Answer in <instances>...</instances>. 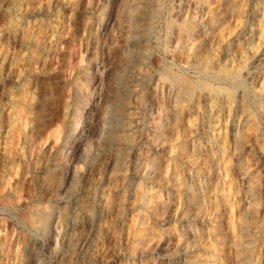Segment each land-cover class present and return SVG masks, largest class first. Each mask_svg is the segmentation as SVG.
<instances>
[{"label":"bare ground","instance_id":"obj_1","mask_svg":"<svg viewBox=\"0 0 264 264\" xmlns=\"http://www.w3.org/2000/svg\"><path fill=\"white\" fill-rule=\"evenodd\" d=\"M53 2L57 39L64 2ZM93 17L88 89L66 80L44 125L29 126L24 91L41 29L23 30L29 57L0 63V264L21 262L15 223L38 228L56 264H264V0H100ZM117 20L122 45L109 41ZM50 136L56 150L43 158ZM31 164L57 178L35 225L20 203ZM33 248L25 264H49Z\"/></svg>","mask_w":264,"mask_h":264},{"label":"rangeland","instance_id":"obj_2","mask_svg":"<svg viewBox=\"0 0 264 264\" xmlns=\"http://www.w3.org/2000/svg\"><path fill=\"white\" fill-rule=\"evenodd\" d=\"M53 1L52 0H1L0 1V26H1L0 29L3 28V29H1L3 31V32H1V34H2L1 38L2 39L4 38L5 41L8 43V45H9V43L11 44V45H9V49H8L10 52H7L5 58L3 59L6 62H4L0 57V63L2 64V67L4 66L3 68L6 71L10 70V67L11 68L15 67L14 61H15L17 55H20L22 58H25L26 55H27V57H29L27 53H30L31 49L33 50L34 46L33 47L29 46V48L27 46V49H25V47L23 46L24 44H21L23 41L22 38H24V34L27 33V31L29 30V26H30V28L33 27L35 29V32H38V34L40 33L39 29H41V31L43 32L42 35L44 37L39 34V38H41L43 41L39 38L36 41L37 47H39V49H38V52L40 53L39 56H41V58H39V56H38L37 63L34 62L35 65H33L32 62H30V63H32L33 66H36V68L33 72H31V75L29 76V78H30V81L28 82L29 84L25 83V85H24L25 86L24 88H26V89H24V91L28 90L27 93L28 92L30 94L34 93L33 99L37 98L36 95H38V97H39V98H37V100L32 99V108H31V112L29 113V115L31 117V121L29 122V126L31 124H34V125H36V128L45 124V123H43L44 119L46 120L45 122L51 121V118H50L51 112L55 109V105H56L55 99L58 96V91H62V90L64 91V85H65L66 80L69 83H71V77L73 75L77 76V79L81 83L80 90L82 92H85L88 89V86L85 83H87L89 81L85 77V70H87V66L89 67V57H90L89 53H91L92 39L96 35L98 36V34H99L98 32L100 31V28H101L100 24H98L97 22L95 23V20L93 17V15L95 13V8L100 6V0H65V1L61 0L62 2H64V4L62 2H60V0H58L59 4H61V5L63 4L62 5L63 7L60 8L61 10L58 11V12H60V14H58V16H59L58 21L59 22L57 24V27H59V25H60V27L57 29H59L60 38L59 37L57 39L53 38L52 30H51L52 29L51 24H53L56 20V18H55L56 17V12H55L56 7H55V4H53L54 3ZM28 3L31 6H29ZM116 3H118V4L116 5ZM116 3H115V7H114L115 8L114 12L116 13V11H117V14H119L121 12V7H120L121 5L119 4L120 3L119 1L118 2L116 1ZM51 4H53V6ZM32 6H34V7H32ZM37 7H38V9H40L42 11L41 13H39L40 11L37 10ZM119 7H120V10H119ZM42 8L46 9V10H42ZM27 9H30V10L33 9L32 10L33 13ZM34 9L37 11H34ZM9 10H11L10 13H9ZM12 11H13V14L11 13ZM10 15L11 16L13 15L12 18L10 17ZM22 15L25 18L22 17ZM26 18H28V20H29L28 23H26L27 22ZM9 20H11V21H9ZM16 20H17V23L12 22V21L16 22ZM18 21H19V23H18ZM8 22H12L11 23L12 25ZM1 23L5 27H3ZM21 23H23V24H21ZM16 24L17 25L19 24V25L17 26ZM6 26L7 27L9 26V28H6ZM21 26H22V28H21ZM23 26H25V27L27 26V29L25 27L23 28ZM32 29H30L29 31H32ZM9 30H10V33H9ZM17 30H19V31L17 32ZM23 30H27V31H23ZM5 31H7L8 33ZM61 31H62V33L64 32L63 35H61L62 34ZM49 32L51 33V35H49ZM95 32H96V34H95ZM109 32L111 35V36H109V41L110 42H116V43L122 45L121 40L123 38V35L120 34L121 30H120V27L118 24V20H117V22H114L113 26L110 27ZM118 32H120V33H118ZM14 33H15V35L12 36ZM17 33H18V36H17ZM22 33H24V34H22ZM117 33L120 35L118 36ZM6 34H9V37ZM6 36H7V38H5ZM19 36H21V38ZM50 38L53 39L52 43H51ZM114 39H115V41H114ZM40 41L42 43H40ZM55 41L57 43H55ZM16 43H17V45H15ZM54 45H56V47ZM10 46H12V47H10ZM22 47L25 49V51ZM21 48H22V50H21ZM15 50H16V52H19L21 50L20 51L21 54H19V53L15 54L16 53ZM54 50H55V52H54ZM89 50H90V52H89ZM14 54H15V56H14ZM34 56H35V54H31L32 60H33ZM12 58L14 59L13 61L11 60ZM10 61H12V62H10ZM8 62H9V64H8ZM108 63H109L108 65H111L110 66L111 69H113L112 68L113 64L110 62V60ZM41 65H42V67H41ZM98 65H99L98 71H101V69H103V66L99 62H98ZM115 67L116 66H114V68ZM35 71H37V72H35ZM39 72L41 73V75ZM64 76H67V77L65 78ZM39 79H40V81H39ZM17 81L18 80L14 81L13 83H11V85L14 83L16 84ZM20 82H22V80ZM9 84L10 83H8L9 87L7 86L8 88L11 87V85H9ZM83 86H85V87H83ZM16 87H18V86H16ZM58 87H59V89H57ZM4 89L2 87H0V98H1V100L4 99L3 101H5L7 96H8L7 95L8 89H5L6 91ZM39 91H40V93H39ZM29 93L27 95L25 94V98H26V96L29 95ZM39 95H41V96H39ZM47 99H48V101H47ZM37 103H39V105ZM44 104H46V105H44ZM3 109L4 108H2L1 112H2V114H5L6 109H4V110ZM32 117H34L33 118L34 120L32 119ZM54 125L55 124H53L52 126H54ZM1 131L2 130H0V132ZM41 132H43V127H40L38 129V131H36V133H38V134ZM3 133H4V131H2V134ZM17 142H20L19 138H18ZM19 144L20 143H17V146ZM55 145H57V140L55 139L54 136H50L46 140V142L44 143V146L39 148V152L37 155H41V157H43V154H44V157H47L49 154H51L52 152H54L56 150ZM42 148H44V149H42ZM246 150H248V147L246 148ZM45 151H46V154L44 153ZM32 165H33V167H31ZM31 166H28L24 170V173L22 171V174L25 175V177L23 176L24 180L22 182L24 185H26L27 188L25 186L22 187L21 191L23 193L20 192V194L23 195L25 192L26 195L24 194L23 196H21V198L23 197L24 199L22 198L20 200L21 201L20 203H22L23 205L26 204V206L31 205L32 206L31 208L36 211L35 214H33V217L29 216L27 219L29 221V223H31V224L33 223L35 225L34 218L39 219V210L47 202L46 199L48 196V192L49 193L52 192V189L55 186V181H57V178H56L55 172H50V173L42 172L39 168L40 164H38L36 168H35L36 164H31ZM44 176H45V178H44ZM27 177L29 179L28 181L26 179ZM41 177H42V179H41ZM38 179H40V181ZM45 179H47V180H45ZM44 181H46V187H45L46 189L45 190L42 187L43 186L42 184ZM45 191H47L46 192L47 194L45 193ZM24 196H26L27 199ZM42 196L43 197L45 196L44 199H42L43 198ZM53 220H52V224L54 226L52 225V232H51L52 237L50 236L51 241L49 239V242L51 245L54 244V242L56 241V237H57L56 234H54L57 231V229H56L57 219L55 218V220L54 221ZM54 229H55V231H53ZM43 236H44L43 233H41V231L39 232L38 228H32L31 230H23L17 226V223H15L14 229L12 230V239L14 240V242L17 241L16 243H14L17 245H14V244L12 245V248H13L12 254L14 253L13 256L15 255V258L18 261L21 259L20 260L21 262L20 263L18 262L17 264H25V262H26L25 261L26 260L25 253L29 249H32L33 247L35 248V249L34 248L33 249L36 250L37 252H38V250L40 251L39 253H37V252L35 253V257L38 254L36 257V258H38L37 259L38 263L40 261H42V259H48V258H49L48 261L50 260L49 264H51V263L56 264L57 263L55 261L54 257L52 256L51 252L49 253L50 248L48 246L45 247V245H43L44 241H45V240H43V239H45V238H43ZM0 237H1V232H0ZM26 240H27V242H26ZM14 247L17 248L16 251H14ZM46 248H47V250H46ZM6 250H7V248H6ZM47 253H49V254H47ZM18 254H20V256H18ZM41 254H42V256H41ZM39 258H40V260H39Z\"/></svg>","mask_w":264,"mask_h":264}]
</instances>
